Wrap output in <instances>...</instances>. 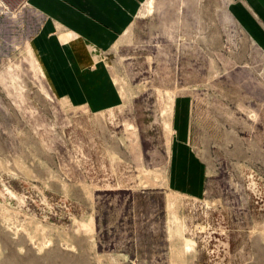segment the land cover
<instances>
[{"label":"rangeland","instance_id":"374dc122","mask_svg":"<svg viewBox=\"0 0 264 264\" xmlns=\"http://www.w3.org/2000/svg\"><path fill=\"white\" fill-rule=\"evenodd\" d=\"M244 1L144 0L92 49L123 101L102 112L54 93L31 28L1 49L0 264H264V47ZM179 98L201 197L168 185Z\"/></svg>","mask_w":264,"mask_h":264},{"label":"crops","instance_id":"0c3cea01","mask_svg":"<svg viewBox=\"0 0 264 264\" xmlns=\"http://www.w3.org/2000/svg\"><path fill=\"white\" fill-rule=\"evenodd\" d=\"M143 2L0 0V51L11 47L26 27L31 28L27 40L44 77L59 98L75 109L94 112L116 109L123 103L122 95L106 63L96 59L92 49L110 51L130 29ZM243 3L233 11L264 47V0ZM30 52L33 65H37ZM187 110L188 104L179 98L174 109L175 140L168 185L174 191L201 197L205 188L204 166L188 145ZM187 244L192 246L191 242Z\"/></svg>","mask_w":264,"mask_h":264},{"label":"bare ground","instance_id":"6f19581e","mask_svg":"<svg viewBox=\"0 0 264 264\" xmlns=\"http://www.w3.org/2000/svg\"><path fill=\"white\" fill-rule=\"evenodd\" d=\"M87 226V225H86ZM88 229V228H87Z\"/></svg>","mask_w":264,"mask_h":264}]
</instances>
